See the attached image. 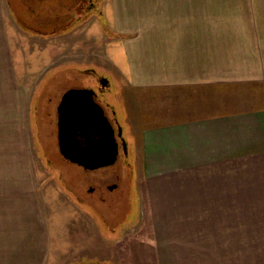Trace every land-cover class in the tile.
I'll use <instances>...</instances> for the list:
<instances>
[{
  "label": "crops",
  "instance_id": "obj_1",
  "mask_svg": "<svg viewBox=\"0 0 264 264\" xmlns=\"http://www.w3.org/2000/svg\"><path fill=\"white\" fill-rule=\"evenodd\" d=\"M180 1L204 10L157 19L163 11L151 6L176 0L114 1L156 14L130 19L124 33L137 34L122 55L127 99L136 109L142 97L141 115L125 124L140 127L130 138L158 264L198 251L196 236H219L226 258L244 250L245 236L264 239V0H251V11L243 4L237 19H214L211 0ZM13 188L0 182V264H51L48 216Z\"/></svg>",
  "mask_w": 264,
  "mask_h": 264
},
{
  "label": "rangeland",
  "instance_id": "obj_2",
  "mask_svg": "<svg viewBox=\"0 0 264 264\" xmlns=\"http://www.w3.org/2000/svg\"><path fill=\"white\" fill-rule=\"evenodd\" d=\"M114 1L97 0L96 11L87 10L81 15L77 9L56 15L70 19L74 14L76 18L66 28L43 34L40 31L45 28L17 22L15 19L20 18L21 12L8 7L6 0H0V182L13 184L12 191L30 197L36 209L48 216L52 226L49 229L51 264H158L154 221L143 208V198L140 203L138 192L139 159L133 156V145L139 146V141L130 138L138 134L140 127L135 129L130 124L128 128L125 124L126 115L138 112L141 115L142 97H138L136 109L127 99L130 93L125 86L128 82L122 55L126 40L137 34L124 33L131 20L136 24L138 20L150 19L155 12L143 15L144 11L139 9L135 13L124 3L117 6ZM211 3L214 19H237L239 14L243 18L244 13L237 12L243 4H250L252 10L251 0H211ZM151 7L163 11L162 16H155L157 19H176V14L180 18L184 12L204 10L194 4L188 7L179 0L176 6ZM148 52L146 45L143 53L148 56ZM89 68L98 73L89 72ZM98 74L108 78L111 84L109 94L128 140V155L122 153L114 164L105 168L88 169L64 158L56 148L58 141L51 122L54 101L51 105L47 101L56 93H48L47 97L45 94L49 85L61 90L73 85L97 84ZM44 87L48 90L44 91ZM138 92L154 96L146 90ZM40 93L46 99L39 100ZM143 105L147 107V103ZM152 105L157 110V103ZM38 117L46 120L45 127ZM128 122H133L132 118ZM49 141L53 149L46 150ZM99 183L106 190L102 201L98 193L90 191ZM110 184L117 188L110 191L106 188ZM75 209L84 211V219ZM244 238V250L229 251L226 258L219 251L220 246H216L221 242L219 236L193 237L190 242L197 244L198 251L176 253V264H264L263 237ZM66 245L72 247L68 254Z\"/></svg>",
  "mask_w": 264,
  "mask_h": 264
},
{
  "label": "water",
  "instance_id": "obj_3",
  "mask_svg": "<svg viewBox=\"0 0 264 264\" xmlns=\"http://www.w3.org/2000/svg\"><path fill=\"white\" fill-rule=\"evenodd\" d=\"M91 93L90 89L73 88L65 94L59 105V146L64 158L98 169L117 161L120 145L114 126Z\"/></svg>",
  "mask_w": 264,
  "mask_h": 264
},
{
  "label": "flooded vegetation",
  "instance_id": "obj_4",
  "mask_svg": "<svg viewBox=\"0 0 264 264\" xmlns=\"http://www.w3.org/2000/svg\"><path fill=\"white\" fill-rule=\"evenodd\" d=\"M6 3L8 7L14 8L19 10L21 12L20 18H16L17 22H20L23 25H28L29 27H39V28H45L44 30H41L40 32L43 34H49L52 33V31L59 30V28L63 29L66 28L70 25H72L74 22L73 20L76 18L75 15H71L70 19L67 18H58L57 16H62L63 14H67L66 12L70 9L72 11H75L76 9L79 10L77 12H80V15L84 12L88 11H96L98 9V3L97 0H6ZM57 15V16H56ZM32 24V26H30ZM49 29V30H48ZM89 72L92 73H98L94 68H89ZM99 79L96 83L92 84H79V85H73L66 87L64 89H57L51 85H49V90L47 87H44V91L48 90L47 93L45 94L46 97L49 96L47 95L48 93H56L55 97L49 96L48 102L49 105H51V102L54 101V108H53V118L51 122H53L54 125V133H55V138L58 141V146L56 147L60 151V146H59V105L61 101L63 100L65 94L73 88L77 89H90L92 97L94 99V102L100 104L102 108L104 109V113L109 119V121L112 123V125L115 128L116 134H117V139L119 141V156L123 153L125 156L128 155V143L127 141L123 138L122 136H119V130L122 127L120 123V118L118 115V111L116 109L115 104L111 101V95L109 94L111 91V84L105 76L98 74ZM45 97V96H44ZM42 96L40 93L38 96V99L43 100L46 99ZM38 121L40 123H47L46 120L43 121L38 117ZM44 137V136H43ZM45 139V138H44ZM48 140V139H46ZM45 141V140H44ZM82 143H85L84 138L81 139ZM43 142V140H42ZM51 142L46 143L45 149L48 150L49 147L53 146L50 144ZM127 147V148H126ZM61 153V151H60ZM62 154V153H61ZM110 166V165H109ZM100 167L101 168H105ZM114 184L107 185L106 188H108L110 191L114 190L117 188V185L113 188ZM105 187L100 185V183L96 187H92L90 191L94 193H98L99 199L105 200L106 195H105Z\"/></svg>",
  "mask_w": 264,
  "mask_h": 264
}]
</instances>
